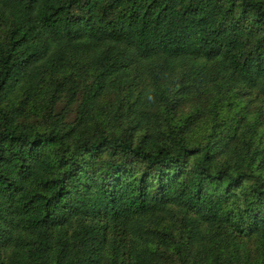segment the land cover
<instances>
[{
  "label": "trees",
  "instance_id": "1",
  "mask_svg": "<svg viewBox=\"0 0 264 264\" xmlns=\"http://www.w3.org/2000/svg\"><path fill=\"white\" fill-rule=\"evenodd\" d=\"M0 264H264V0H0Z\"/></svg>",
  "mask_w": 264,
  "mask_h": 264
}]
</instances>
